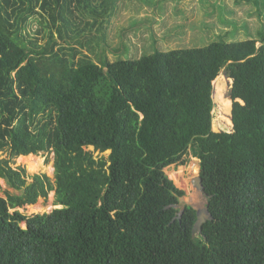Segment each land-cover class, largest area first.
<instances>
[{
    "label": "trees",
    "instance_id": "obj_1",
    "mask_svg": "<svg viewBox=\"0 0 264 264\" xmlns=\"http://www.w3.org/2000/svg\"><path fill=\"white\" fill-rule=\"evenodd\" d=\"M118 2L0 0V178L20 191L0 195V264H264V26L95 60L82 49L106 39ZM30 153L53 154L54 180L11 165ZM187 155L212 215L201 230L165 170ZM50 192L52 211L18 210Z\"/></svg>",
    "mask_w": 264,
    "mask_h": 264
},
{
    "label": "rangeland",
    "instance_id": "obj_2",
    "mask_svg": "<svg viewBox=\"0 0 264 264\" xmlns=\"http://www.w3.org/2000/svg\"><path fill=\"white\" fill-rule=\"evenodd\" d=\"M263 14L264 0H119L114 15L108 18L106 39L102 40L103 42L96 39L91 44L85 43L82 52L98 60V57L102 56L104 46L103 53L107 54L110 60H115L126 56L141 57L155 48L165 50L186 46L200 47L216 40L258 38V31L264 26ZM38 20L39 18L32 21L29 31L32 36H38L39 41L45 43L49 40L48 29L44 38L42 34L35 33ZM99 32L93 30L96 36H101L102 31ZM61 45L69 44L63 41ZM93 47H96L95 52ZM223 75L214 81V91L224 82ZM214 111V126L231 130L227 110L215 107ZM87 150L93 152L97 158L101 155L108 156L110 152L93 151L92 146L87 147ZM8 153V150L0 151V159L9 157ZM45 157L41 153L30 158L20 155L13 158L11 165L14 168L25 167L29 175L28 182L32 181L31 175L35 173H45L54 180L53 154H49V162H46ZM39 158L42 160V167L32 169L31 163L38 162ZM196 159L199 158L187 155L184 164H173L165 170L171 179L177 178L174 180L175 184L186 192L180 200L181 205L189 204L200 209L207 206L208 198L192 183L193 177L200 174V164L195 162ZM194 168L198 169L195 174L192 173ZM5 190L13 194L20 193L10 188L5 179L0 178L1 196H4ZM53 200L54 192H50L48 199L40 197L36 204L25 205L18 210L28 215L50 212L58 207L53 204Z\"/></svg>",
    "mask_w": 264,
    "mask_h": 264
},
{
    "label": "water",
    "instance_id": "obj_3",
    "mask_svg": "<svg viewBox=\"0 0 264 264\" xmlns=\"http://www.w3.org/2000/svg\"><path fill=\"white\" fill-rule=\"evenodd\" d=\"M195 162L200 164V159H196ZM192 183L200 189L202 192H204V184H203V179L201 175H197L193 177ZM181 215V214H180ZM180 217V216H179ZM208 219H212V215L206 206L205 208H197V221L195 223L194 229L195 230H201L202 224L207 221Z\"/></svg>",
    "mask_w": 264,
    "mask_h": 264
},
{
    "label": "bare ground",
    "instance_id": "obj_4",
    "mask_svg": "<svg viewBox=\"0 0 264 264\" xmlns=\"http://www.w3.org/2000/svg\"><path fill=\"white\" fill-rule=\"evenodd\" d=\"M33 156H37V155H35V154L33 155V154H31V153L28 154V155H26V157H29V158H30V157H33ZM38 160H39L38 162L35 161V162H32V163H31L30 167H31L32 169H37L38 167H39V168L42 167V160H41L40 158H39ZM32 169H31V170H32ZM197 170H198L197 168H194V169L192 170V173L195 174V173L197 172ZM175 177H176V176H175ZM175 179L177 180V178H175ZM175 179H174V180H175ZM186 188H187V187H186ZM31 206H32V205H31Z\"/></svg>",
    "mask_w": 264,
    "mask_h": 264
},
{
    "label": "clouds",
    "instance_id": "obj_5",
    "mask_svg": "<svg viewBox=\"0 0 264 264\" xmlns=\"http://www.w3.org/2000/svg\"><path fill=\"white\" fill-rule=\"evenodd\" d=\"M19 157V156H18ZM54 167V166H53Z\"/></svg>",
    "mask_w": 264,
    "mask_h": 264
}]
</instances>
